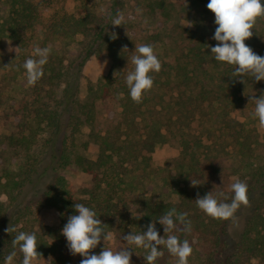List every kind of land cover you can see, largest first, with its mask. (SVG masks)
Segmentation results:
<instances>
[{
    "label": "trees",
    "instance_id": "obj_1",
    "mask_svg": "<svg viewBox=\"0 0 264 264\" xmlns=\"http://www.w3.org/2000/svg\"><path fill=\"white\" fill-rule=\"evenodd\" d=\"M208 2L146 0L143 6L132 9L131 0H91L80 5L84 11L79 13L52 12L47 34L51 53L43 66V77L27 91L16 79L0 81L4 127L0 135V191L6 195V201H0V264H5V257L12 251L22 260L19 246L14 248L12 244L20 231L36 234L43 258L54 255L57 264H69V249L61 243L62 229L68 218L77 214L75 203L92 208L106 231L121 225V230L116 229L121 238L118 244L126 248L124 235L146 231L153 221H157L159 234L165 236L158 220L175 209L187 214L191 231L186 232L176 221L177 229L172 234L181 241H189L191 234L190 244L196 236L206 252H197L195 258L193 252L189 264H264V162L260 165L256 155L264 141L252 135L247 123L232 117L239 106L241 88L234 87L238 78L233 76L234 67L215 61L207 47L217 44L213 38L217 25L212 27V40L204 32L186 29L173 54L167 53L173 13L190 8L198 16L215 18L207 8ZM46 4V0L39 4L0 0V47L8 39L20 53L26 52L34 40L32 29L50 6ZM118 12L123 13L124 21L116 27L112 19ZM261 21L263 17L257 18L253 36L245 43L264 57V28L257 27ZM111 33L118 38L113 40ZM131 39L150 44L159 60L167 58L171 64L166 62L169 68L154 80V86L169 88L165 93L168 99L158 96L159 113L166 112L165 123H161L154 106L146 105V93L141 103L134 102L125 79L114 75L90 84L89 93L81 99L83 69L88 60L106 49L116 61L120 56L118 46ZM43 47H48L46 41ZM209 57L217 68L222 65V70L209 75L201 69L208 75H198ZM141 123L142 129L138 127ZM194 125H199L198 132ZM164 127L180 134L183 149L174 167L169 168V162L161 169L152 166V154L165 140ZM84 129L88 130L87 140L80 143ZM91 142L100 147L96 160L86 154ZM232 151H237L240 159L238 171L244 173L249 203L241 205L234 218L214 219L200 210L195 200L214 191L218 199H223V193L227 197L224 202H231V181L223 172L224 160ZM65 170L93 176L97 186L88 198L77 196L62 175ZM191 179L198 180V186L193 187ZM169 187L175 203L165 201L171 199ZM146 189L152 191L150 195L143 193ZM45 208L58 210L59 229L44 224L33 227L37 213ZM10 225L16 232L5 231ZM129 250L132 264H138L147 254L142 248ZM163 251L169 253L167 248ZM159 261L162 259L155 264Z\"/></svg>",
    "mask_w": 264,
    "mask_h": 264
},
{
    "label": "clouds",
    "instance_id": "obj_2",
    "mask_svg": "<svg viewBox=\"0 0 264 264\" xmlns=\"http://www.w3.org/2000/svg\"><path fill=\"white\" fill-rule=\"evenodd\" d=\"M207 8L214 13L217 25L213 37L217 44L207 45L214 60L233 66L234 76L250 75L256 82L264 81V57L256 54L245 43L253 36L257 18L264 17V0H209ZM137 11L142 10L137 9ZM123 21V13L118 12L112 19V25L122 26ZM111 38L115 40L118 37L115 33H111ZM18 50L19 48H9V51H15L17 56ZM121 52L122 54L129 52L126 45L122 47ZM50 53V47L36 46L32 57L24 62L23 68L28 85L35 86L43 77V66L47 64ZM130 59L134 67L127 72L125 82L131 99L136 103H141L144 94L154 86L152 73H159L162 63L150 44L135 45V51L132 52ZM250 103L255 105L253 117L258 119V127L264 129V95H261L259 99L255 95L252 96ZM198 183V180L191 179L193 187L198 186ZM231 191L234 195L230 203L224 202L227 197L223 193H220L223 199H218L213 195L214 191L203 197L198 196L195 203L209 217L228 220L234 218L241 205L249 203L248 186L245 182L234 178ZM74 209L77 214L68 218L62 229V235L66 237L70 253L83 257L80 264H132V251L129 249L134 250L135 248L146 250L147 254L144 257L146 264H155L157 259L163 256L161 246H165L170 254L177 257V264H188L189 257L193 253L188 240L181 241L179 236L172 234L177 229L176 221L184 225L186 232L191 231V222L187 220L186 213H177L175 209H171L160 217L158 222L163 225L165 236H160L156 228L157 221H153L146 226V231H131L124 235L123 239L129 247L113 250L109 246L113 240V232L105 230L106 225L102 224L96 212L82 203H75ZM5 231L10 234L16 232V228L10 225ZM102 241L104 247L100 253L92 254V250L97 248ZM12 244L14 248L19 246V251L22 253L21 264H40L41 258L43 264H54L51 256L45 261L43 254L38 251V240L34 232H18ZM16 256V251H12L5 257V264H14Z\"/></svg>",
    "mask_w": 264,
    "mask_h": 264
},
{
    "label": "rangeland",
    "instance_id": "obj_3",
    "mask_svg": "<svg viewBox=\"0 0 264 264\" xmlns=\"http://www.w3.org/2000/svg\"><path fill=\"white\" fill-rule=\"evenodd\" d=\"M31 2L35 4L42 3L44 0H30ZM48 1V4H50L48 10L45 9L42 17L40 20L35 24L34 28L32 29V33L34 35V40L32 45L28 48V50L24 53H20L18 51V56L15 51H9V48L15 49L14 45L11 43L9 45V40L4 39L2 42V45L0 47V81L3 78H7L9 81L15 80L16 83L21 85V87L27 91L29 89V85L27 84V78H26V72L23 68V63L30 57H32L34 48L36 46H39L43 48V43L46 41V45L51 48V41L47 39L48 34V28L52 22L53 16L52 12H76L79 13L81 11H84L83 8H81V4L89 3L91 0H46ZM146 0H131V8H136L137 6H143ZM46 4V5H48ZM264 20V17H263ZM215 25V18L212 15H205V16H198L192 9L186 8V10H180L177 9L173 13L172 20L169 25V41L167 45V53L172 55L175 49V45L179 42L181 39V35L186 33V29H193L197 30L199 32H204L207 34L208 39L212 40V27ZM258 30H262L264 28V21H261L257 24ZM254 43V42H253ZM259 41L256 42L258 44ZM136 40L131 39L130 42L126 44H120L118 46L119 48V54L120 56L115 61V58L111 55V53L108 50H103L100 53L93 55L88 62L86 63L84 69H83V78L81 82V99L84 98L85 95L89 93V85L90 84H96L100 80L105 79L108 76L114 75L116 78L125 79L127 72L131 71L133 69V65L131 64V55L132 52L135 51V45H139ZM127 46L129 52H125L122 54L121 50L123 46ZM167 58L161 59V63L165 65L163 67V70L159 73H152L154 80L156 81L157 78H159V74L165 73V71L169 68V60H166ZM107 62V63H105ZM169 64H167V63ZM218 64H216L213 61L212 57H209L206 62L203 63V65L198 70L199 74H205L202 73V70L208 71L209 75H213L215 73L218 74L219 71L222 70L223 66L221 65L220 68H217ZM194 67V66H193ZM127 68V69H126ZM126 69V70H125ZM202 69V70H201ZM156 74V75H155ZM205 74V75H208ZM216 74V75H217ZM163 75V74H162ZM204 75V76H205ZM234 76V75H233ZM163 80V77L161 78ZM240 79H242L244 82H242ZM159 82V85L161 81ZM180 81V80H178ZM196 79L193 80L195 82ZM160 88L157 84L153 86V88L146 92L147 95V103L146 105L154 106L156 108V114H158L159 119L161 120V123L166 122V112L163 111V114L159 113L161 109V106L159 105L161 100L159 95H164L163 99H168L169 96H166V91L169 90V88ZM235 88L240 87L241 90L239 91L238 95V107L235 109V111L232 114V117L237 118L241 122H245L248 124V127L250 130H252V135H257L259 137L260 141H264V129H261L258 127V119H255L253 117L254 103H250V98L255 95L257 99L260 98L261 95H264V81L256 82L254 79L249 76H243L237 78V83L234 85ZM158 94V95H157ZM157 95V96H156ZM156 96V97H155ZM153 108V107H152ZM3 114V110L0 107V135L4 133V127L2 123L1 116ZM145 122V121H143ZM144 126V123L138 124V127L142 129ZM195 127H198L199 125H194ZM137 127V128H138ZM199 127L196 128L197 132L199 131ZM202 131V130H201ZM164 137L165 140L163 143L157 145L154 153L152 154V166L156 168H165L167 167V163L170 165L169 168L174 167V160L177 159L180 156L181 150L183 149L181 144V137L180 134H177L175 131L170 130V128L164 127L163 128ZM189 134H191V131H189ZM189 134L186 135V138L191 139V136ZM88 130L84 129L83 135L80 137L79 141L80 143L83 140H87ZM206 139V137H205ZM100 152V147L96 142H91L89 146V150L87 151V155L92 159L96 160L98 158ZM264 147L260 146V150H257V162H259L260 165L264 162ZM239 156L237 154V151H232L230 155H227V158L224 160L226 169L224 170V176H228L230 178L231 184L234 182V178H238L239 180L243 181V175L244 173L239 172ZM62 175L65 176L69 182L71 183L72 189L75 191L78 197L80 198H88L91 194V192L95 189L97 186L96 182L93 180V176L87 173L78 172L75 173L73 171L65 170L62 172ZM222 178V177H221ZM141 187V186H140ZM102 188V185H101ZM159 193H161L162 189L159 188ZM171 188L169 187V193L171 199L165 198V201L168 203L169 201H173V203L177 202L176 198L172 195V192L170 191ZM106 192V191H104ZM151 190H145L143 193L146 195L151 194ZM0 201H6V195L0 191ZM33 227H38L40 224L47 225L48 227H52L55 229H59L61 227V219L60 214L57 209L55 208H45L42 209L40 212L37 213L36 219L33 220ZM121 225L115 224L112 228H110L108 231L113 232V240L110 242L109 246L113 248V250L116 249H122L126 248L123 243L118 244V241L121 240L120 233L117 230H121ZM44 232V231H43ZM42 233V231H41ZM117 233V234H116ZM44 234V233H43ZM161 237L162 234L160 235ZM189 243L191 242V234H189ZM193 243L190 244L193 248V258L197 255V252L205 253L206 252L201 248L202 241L198 239L196 240V236H193ZM61 243L65 244L66 248H68L66 237L63 238V241ZM104 243L103 241L97 248L93 249V254H99L100 251L103 249ZM166 248L165 246H161L160 250L163 252V256L160 258L162 261H159V264H177V257L173 256L170 253H166L163 251V249ZM204 255V254H203ZM53 258L54 264H57V258L54 255H49ZM49 256L44 257V260L47 261ZM206 256H203V258ZM141 259L138 261V264H145L146 261L144 257H140ZM69 264H80L83 257L79 255H72L69 251ZM22 260H19V257H15L14 264H21ZM191 263V259L189 257L188 264ZM254 264H257V261L253 262ZM40 264H43V259L41 258Z\"/></svg>",
    "mask_w": 264,
    "mask_h": 264
}]
</instances>
